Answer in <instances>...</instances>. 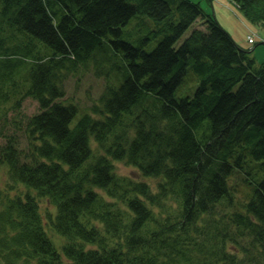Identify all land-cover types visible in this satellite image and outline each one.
Segmentation results:
<instances>
[{
    "label": "trees",
    "instance_id": "1",
    "mask_svg": "<svg viewBox=\"0 0 264 264\" xmlns=\"http://www.w3.org/2000/svg\"><path fill=\"white\" fill-rule=\"evenodd\" d=\"M228 2L264 29V0ZM255 62L191 0H0V264H264ZM88 67L103 89L73 123L64 83Z\"/></svg>",
    "mask_w": 264,
    "mask_h": 264
},
{
    "label": "rangeland",
    "instance_id": "2",
    "mask_svg": "<svg viewBox=\"0 0 264 264\" xmlns=\"http://www.w3.org/2000/svg\"><path fill=\"white\" fill-rule=\"evenodd\" d=\"M200 4L201 8L208 14L214 15L219 24L231 35L235 43L241 50H247L251 57L255 58V66L264 62V44L257 45L258 43H264V29L261 26H254L247 23L236 9V7L228 2V0H213L212 6L208 0H191ZM144 20L149 25L139 26L140 22ZM198 23L193 24L188 31L183 34L179 40L180 43L188 34L194 29L198 28ZM154 26L153 22L142 16H135L129 21V23L123 28V34L121 40L127 41L134 46L139 45V40L147 37L148 30ZM139 28V29H137ZM250 35L253 39H248ZM160 40V36L147 43L145 50L151 51L154 46ZM251 49V50H250ZM82 68V67H81ZM196 78L188 70L187 75L183 77V81L180 86L174 92L176 99L184 98L185 96H192L195 90ZM103 89V81L95 77V70L93 67H88L87 70L78 69L71 77L64 83V91L68 96L69 102L75 104L78 108V113L73 123L86 111V108L81 103L85 104L89 101L92 103L93 99H97ZM89 97H93L89 100ZM21 114L25 116H32L38 112V106L35 101L31 99H25ZM90 146L93 150V154H100L98 146L94 142H90ZM115 172L121 176H131L136 179H143L144 181L154 185L157 180L144 179L139 177L138 172L131 166H127L122 162H115ZM2 173V172H1ZM2 174H0L1 176ZM3 178V177H2ZM50 237L54 240L56 236L50 232Z\"/></svg>",
    "mask_w": 264,
    "mask_h": 264
}]
</instances>
